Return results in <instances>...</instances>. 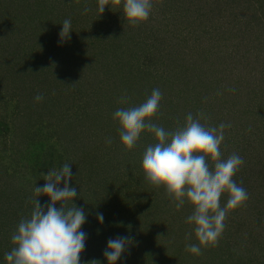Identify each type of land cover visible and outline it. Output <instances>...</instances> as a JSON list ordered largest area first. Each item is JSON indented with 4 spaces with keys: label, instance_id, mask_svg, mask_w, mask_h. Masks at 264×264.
Masks as SVG:
<instances>
[{
    "label": "trees",
    "instance_id": "1",
    "mask_svg": "<svg viewBox=\"0 0 264 264\" xmlns=\"http://www.w3.org/2000/svg\"><path fill=\"white\" fill-rule=\"evenodd\" d=\"M65 19L72 31L61 42ZM154 88L163 98L153 123L174 130L189 112H203L206 126L231 124L223 157L244 160L233 179L249 199L201 255L185 250L199 244L185 222L192 205L177 210L163 187L144 179L154 134L143 131L125 151L113 120ZM37 94L44 99L35 101ZM65 163L73 203L86 213L81 264H108L103 252L117 236L132 243L116 264H264V0H154L149 19L135 27L122 7L99 15L97 0H0V264L30 217L35 187L46 183L40 174Z\"/></svg>",
    "mask_w": 264,
    "mask_h": 264
},
{
    "label": "clouds",
    "instance_id": "2",
    "mask_svg": "<svg viewBox=\"0 0 264 264\" xmlns=\"http://www.w3.org/2000/svg\"><path fill=\"white\" fill-rule=\"evenodd\" d=\"M106 6L122 7L124 18L135 27L149 19L154 0H97L99 15ZM88 11L85 7L84 12ZM71 31V20L65 19L59 33L60 41L70 39ZM228 90L236 91L234 88ZM162 98L161 90L154 88L143 103L118 108L113 113V120L119 124L118 132L125 151H131L137 145L143 131L154 134L157 142L150 144L142 157L144 179L156 188L163 187L177 210L186 203L192 205L193 211L185 222L194 226L199 244H187L185 250L201 255L202 247L218 245L229 212L249 199L246 189L233 179L244 160L237 153L226 159L223 157L220 146L225 139L224 129L230 128L231 124L206 126L201 123V119H206L203 112L196 117L189 112L185 123L174 130L153 123ZM34 99L40 102L44 97L37 94ZM127 102L128 97L122 96L120 103ZM107 142L110 144L111 140ZM40 175L46 183L35 187L36 198L32 201L34 207L30 217L20 220L11 237L14 247L5 253V259L8 264H81L80 256L87 239V234L81 230L86 213L73 203L78 194L75 187H69L72 179L69 164ZM225 193L227 203L221 206V197ZM40 195H47L50 202L42 205L37 199ZM57 202H60L59 207ZM97 219L103 223V214L98 213ZM190 238L191 233H187L186 239ZM131 243L130 237L110 238L103 252L108 264H116ZM96 262L99 261L93 260L89 264Z\"/></svg>",
    "mask_w": 264,
    "mask_h": 264
},
{
    "label": "rangeland",
    "instance_id": "3",
    "mask_svg": "<svg viewBox=\"0 0 264 264\" xmlns=\"http://www.w3.org/2000/svg\"><path fill=\"white\" fill-rule=\"evenodd\" d=\"M224 20L225 19H222V20H220L219 22H224ZM222 42V41H221ZM249 48V51L250 52H252L251 50L252 49H255L253 46H251L248 42L246 43V45H245V50H247ZM256 50H258V49H256ZM254 52H255V50H254Z\"/></svg>",
    "mask_w": 264,
    "mask_h": 264
}]
</instances>
